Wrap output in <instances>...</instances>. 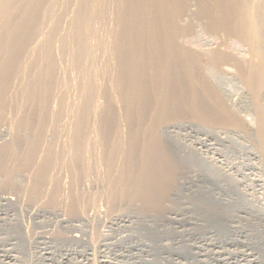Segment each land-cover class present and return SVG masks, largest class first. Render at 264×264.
<instances>
[{"label":"bare ground","instance_id":"6f19581e","mask_svg":"<svg viewBox=\"0 0 264 264\" xmlns=\"http://www.w3.org/2000/svg\"><path fill=\"white\" fill-rule=\"evenodd\" d=\"M224 69L253 101L264 160V0H0L1 186L27 172L29 201L49 186L55 206L51 171L66 167L64 204L78 215L76 180L94 169L110 212L161 205L189 161L169 148V128L249 130L211 80Z\"/></svg>","mask_w":264,"mask_h":264},{"label":"rangeland","instance_id":"374dc122","mask_svg":"<svg viewBox=\"0 0 264 264\" xmlns=\"http://www.w3.org/2000/svg\"><path fill=\"white\" fill-rule=\"evenodd\" d=\"M101 20L95 22L98 35H104L99 42L107 25ZM211 77L249 130L191 123L169 128V148L176 146L189 161L176 188L153 209L121 203L110 212L104 182L94 169L76 180L78 215L66 211L73 183L66 167L51 171L60 186L51 207L49 186L45 197L29 201V173L18 175L17 189L1 186L0 175V264H264V160L254 137V104L230 69L215 70ZM5 123L0 147L11 137ZM47 130L49 139L53 133ZM60 130L57 147L66 140V129Z\"/></svg>","mask_w":264,"mask_h":264}]
</instances>
